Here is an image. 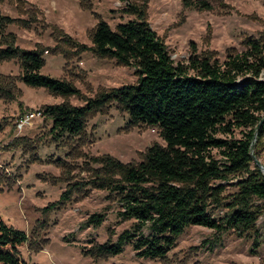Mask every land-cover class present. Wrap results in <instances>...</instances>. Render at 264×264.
I'll list each match as a JSON object with an SVG mask.
<instances>
[{"label":"rangeland","instance_id":"1","mask_svg":"<svg viewBox=\"0 0 264 264\" xmlns=\"http://www.w3.org/2000/svg\"><path fill=\"white\" fill-rule=\"evenodd\" d=\"M206 1L208 9L185 6L182 0H0V14L11 19L4 29L10 43L23 50L41 48L40 73L78 90L61 96L28 86L19 79L17 59L0 61V216L26 233L27 243L19 247L25 264H264V208L256 221L261 244L255 253L250 252V237H239L232 230L216 235L209 228L190 226L163 258L137 257L130 245L117 255L85 254L83 249L115 240L132 223L119 218L117 195L95 183L102 172L93 159L107 156L136 164L149 146L164 145L158 128L128 126L127 114L115 104L91 111L80 137L56 138L51 120L44 116L21 130L15 126L17 118L30 110L64 103L82 106L99 91L136 82L133 68L89 50L79 52L62 36L90 47L99 20L114 29L133 19L124 12L128 3L145 4L146 20L174 64H186L192 54L221 63L229 50L244 49L245 38H259L263 32L264 39V0ZM234 137H240L239 131L234 130ZM211 153L221 159L216 149ZM255 154L254 162L263 167L258 168L264 175V137ZM235 181L225 193L236 189ZM93 213H105L102 223L84 226ZM222 213L223 209L213 210L215 218Z\"/></svg>","mask_w":264,"mask_h":264},{"label":"trees","instance_id":"2","mask_svg":"<svg viewBox=\"0 0 264 264\" xmlns=\"http://www.w3.org/2000/svg\"><path fill=\"white\" fill-rule=\"evenodd\" d=\"M182 1L185 6L210 8L206 0ZM144 6L128 3L124 12L133 19L114 29L99 20L90 47L62 35L79 52L89 50L133 68L135 83L99 91L82 106L64 103L40 109L51 120L50 131L56 138L80 137L91 111L115 104L127 114L128 126L156 127L164 142L149 146L136 164L107 156L93 159L102 172L94 182L117 195L119 218L132 223L115 240L93 244L83 252L95 257L117 255L130 245L137 257L163 258L186 228L202 226L216 235L232 230L239 237H250V252L255 253L261 244L256 221L264 208V175L254 162L255 147L264 137L263 32L259 38H245L244 49L229 50L221 63L192 54L186 64H174L147 22ZM10 21L0 14V61L17 59L19 79L28 86L61 96L77 94L71 83L40 73L41 48L23 50L10 43L11 37L4 34ZM234 130L240 137H234ZM213 149L221 159L212 155ZM232 179L236 189L225 193ZM219 209L223 213L215 218L213 210ZM104 218L105 213H93L84 226L97 227ZM26 243V233L0 216V264H25L19 247Z\"/></svg>","mask_w":264,"mask_h":264},{"label":"built area","instance_id":"3","mask_svg":"<svg viewBox=\"0 0 264 264\" xmlns=\"http://www.w3.org/2000/svg\"><path fill=\"white\" fill-rule=\"evenodd\" d=\"M43 117L42 111L38 110H30L26 113H23L16 120L15 126L18 130H21L27 126H29L35 119Z\"/></svg>","mask_w":264,"mask_h":264},{"label":"water","instance_id":"4","mask_svg":"<svg viewBox=\"0 0 264 264\" xmlns=\"http://www.w3.org/2000/svg\"><path fill=\"white\" fill-rule=\"evenodd\" d=\"M263 119H264V117H263ZM262 120L258 123V125H257V127H256V129L254 131V137H256V135H257V132H258V129L260 127V124H261ZM251 152H252V148H251ZM255 164L263 171V167L256 160H255Z\"/></svg>","mask_w":264,"mask_h":264}]
</instances>
